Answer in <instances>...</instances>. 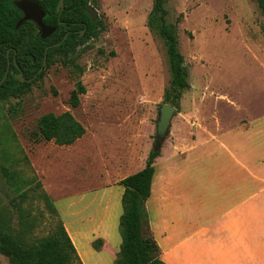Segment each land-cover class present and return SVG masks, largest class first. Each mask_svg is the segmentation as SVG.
Wrapping results in <instances>:
<instances>
[{"label":"rangeland","instance_id":"obj_1","mask_svg":"<svg viewBox=\"0 0 264 264\" xmlns=\"http://www.w3.org/2000/svg\"><path fill=\"white\" fill-rule=\"evenodd\" d=\"M153 1L91 0L96 19L104 25L99 34L78 46L72 64L56 61L22 98L1 103L0 164L16 170L22 180L35 176L51 197L57 218L87 229L94 252L88 253L86 264H114L121 243L123 187L117 183L144 166L154 148L159 104L166 102L168 57L162 38L147 25ZM164 8L167 20L177 25L190 83L172 121L186 123L193 104L200 118L203 106L225 119L264 111V78L249 53L252 43L256 49L252 40L264 34V16L256 1L164 0ZM77 80L85 92L74 107L70 94ZM64 111L83 124L82 137L62 146L36 140L38 117ZM194 138L192 131L186 135L183 125L172 134L169 128L160 152L171 144L185 150ZM4 152L10 161L3 159ZM184 164L179 160L177 167ZM205 166L214 167V160L207 157ZM23 189L24 209L36 219L29 238L37 240L51 232L53 220L34 182ZM16 201L17 194L0 172V208L10 210L13 226ZM103 233L115 252L110 245L100 249ZM0 264H9L2 254Z\"/></svg>","mask_w":264,"mask_h":264},{"label":"crops","instance_id":"obj_2","mask_svg":"<svg viewBox=\"0 0 264 264\" xmlns=\"http://www.w3.org/2000/svg\"><path fill=\"white\" fill-rule=\"evenodd\" d=\"M252 41L250 59L264 78V34ZM213 110L203 106L200 118L193 104L186 123L171 120V134L183 125L195 138L185 150L166 145L156 157L145 202L149 229L166 264H264V111L225 119ZM207 157L214 167L205 166ZM63 224L86 264L92 236ZM100 239L106 249L108 234Z\"/></svg>","mask_w":264,"mask_h":264},{"label":"trees","instance_id":"obj_3","mask_svg":"<svg viewBox=\"0 0 264 264\" xmlns=\"http://www.w3.org/2000/svg\"><path fill=\"white\" fill-rule=\"evenodd\" d=\"M36 1L45 11L44 24L56 27L47 38H41L36 24L30 20L15 29L22 11L15 6V0H0V80L8 68L7 76L0 84V108L2 102L10 98L20 99L28 93L31 86L43 77L45 69L56 61H61L65 66L72 64L78 46L96 37L104 28L100 19L92 20L85 11L86 4L91 0H64L60 14L56 12L58 0ZM255 1L264 16V0ZM147 25L158 33L165 45L170 72L166 101L179 108L183 91L190 87L189 71L179 48L177 25L167 20L164 0L153 1ZM19 72L24 80L15 77ZM84 92V85L77 80L70 94V104L78 106L79 96ZM36 129V140H52L61 146L73 144L85 133L83 124L70 111L40 115ZM159 155L160 149H151L144 166L119 181L123 187L122 213L119 217L121 243L114 264H166L158 256L159 248L150 232L145 209V202L151 194L154 161ZM3 159L10 161L6 152ZM27 159L24 156V160ZM0 172L18 196V201L13 203L18 215L17 226L11 222L10 210L0 208V254L8 258L9 264H82L62 220L57 218L59 214L51 197L41 189V182L35 176L22 180L16 170L5 164H0ZM31 182L41 190L39 195L44 199L53 220L51 232L37 240L29 238L36 226V219L23 206L27 197L23 187ZM94 247L97 248V245L94 244Z\"/></svg>","mask_w":264,"mask_h":264},{"label":"water","instance_id":"obj_4","mask_svg":"<svg viewBox=\"0 0 264 264\" xmlns=\"http://www.w3.org/2000/svg\"><path fill=\"white\" fill-rule=\"evenodd\" d=\"M63 1L58 0L56 5V12L60 14L63 9ZM15 6L22 11V17L16 22L15 29H18L25 21H33L37 28L41 38L49 37L55 30V26H47L43 22L45 16V11L42 9L41 5L36 0H15ZM85 11L92 17V20H95L97 16V11L89 3L85 6ZM83 32V31H82ZM46 52L43 60V65L46 60ZM9 65V61H8ZM43 69V66L40 68V71ZM8 73V68L0 80V84L5 80ZM16 78L24 80L22 73L19 72L15 75ZM179 110L176 108L170 101L163 102L159 104L158 107V118L156 121V138L154 142V149H160V146L164 139L166 138L169 128L171 126L172 118L178 114Z\"/></svg>","mask_w":264,"mask_h":264},{"label":"bare ground","instance_id":"obj_5","mask_svg":"<svg viewBox=\"0 0 264 264\" xmlns=\"http://www.w3.org/2000/svg\"><path fill=\"white\" fill-rule=\"evenodd\" d=\"M110 233V232H109Z\"/></svg>","mask_w":264,"mask_h":264}]
</instances>
